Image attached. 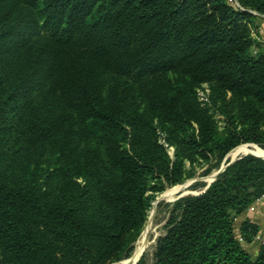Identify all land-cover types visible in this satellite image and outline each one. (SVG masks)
<instances>
[{
  "label": "trees",
  "instance_id": "16d2710c",
  "mask_svg": "<svg viewBox=\"0 0 264 264\" xmlns=\"http://www.w3.org/2000/svg\"><path fill=\"white\" fill-rule=\"evenodd\" d=\"M252 12L264 0H0V264L130 258L148 192L185 175L154 115L204 159L264 149ZM202 82L221 136L196 99ZM251 153L173 202L153 264H264V243L253 257L244 247L258 225L243 211L264 195Z\"/></svg>",
  "mask_w": 264,
  "mask_h": 264
},
{
  "label": "rangeland",
  "instance_id": "374dc122",
  "mask_svg": "<svg viewBox=\"0 0 264 264\" xmlns=\"http://www.w3.org/2000/svg\"><path fill=\"white\" fill-rule=\"evenodd\" d=\"M252 13L257 14L255 12ZM257 15L259 17L255 20L252 19L248 26L250 28V35L254 43V49L264 51V15ZM172 81L173 79L169 82ZM195 96L197 101L200 102L202 106H205L212 114L216 123V135L221 136L225 129V118L222 114H220L219 110L217 109V105L212 103L210 98L209 83L202 82L196 86ZM137 101L139 102V98ZM152 122L158 131V141L162 143L170 161L172 162L175 159L177 161L179 160V164L181 165V173L185 175L179 182L172 184L164 183V188L160 191H154V193L151 191L148 192V194H152L150 207L148 209L147 219L144 224L145 228L143 227V232H140V235L133 243V249L134 246L135 249L134 251L132 249L133 253L131 252L132 255L130 254V258H125L126 260L122 259L112 264H132L135 262L136 260L134 258L137 249L136 246H138L143 240H146L147 246L144 249L142 256H144L146 264H153V253L156 248L157 241L166 234L167 221L173 208V202L177 200L176 198L180 194L187 193L186 195H196L195 193L202 191L207 182L214 176L215 172L232 158L237 159L251 152L256 153L255 155L258 157L264 158V149H262L259 145L255 143H243L237 145L223 156L211 154L209 158L204 159L197 153H194L191 148L183 143L180 137L177 138L178 134H172V132L168 129V123L163 121L160 117L154 115V117H152ZM165 132L168 133L167 135L169 137H172L170 139L174 145L166 143ZM245 144L251 145H249V147H245ZM234 149H236L235 153H232ZM89 186L90 185H88V187ZM89 190L91 191V188ZM246 213L247 210H244L243 215Z\"/></svg>",
  "mask_w": 264,
  "mask_h": 264
},
{
  "label": "crops",
  "instance_id": "0c3cea01",
  "mask_svg": "<svg viewBox=\"0 0 264 264\" xmlns=\"http://www.w3.org/2000/svg\"><path fill=\"white\" fill-rule=\"evenodd\" d=\"M242 217H247L252 222L258 225V236L260 237V240H264V195L261 197L259 202L256 203L255 209L253 211L247 210V213ZM260 240L254 238L250 243L244 244V247L248 250L249 254L252 255V257L257 254L258 249L262 244V241Z\"/></svg>",
  "mask_w": 264,
  "mask_h": 264
},
{
  "label": "water",
  "instance_id": "95a60500",
  "mask_svg": "<svg viewBox=\"0 0 264 264\" xmlns=\"http://www.w3.org/2000/svg\"><path fill=\"white\" fill-rule=\"evenodd\" d=\"M246 145H251V144H246ZM250 154V153H249ZM234 160H236V158H232V159H230L228 162H226L223 166H221L216 172H215V174H214V177L210 180V181H208L207 182V184H206V186L204 187V189L202 190V191H200V192H198V193H195V194H200L201 192H203L205 189H207V187L211 184V182L212 181H214V179L216 178V176L221 172V171H223L224 170V168H226V166H228V165H230ZM187 193H182V194H180L176 199H178V198H180V197H182V196H184V195H186ZM143 253V252H142ZM142 253L140 254V256L138 257V259L135 261V262H133L132 264H136L139 260H140V258L142 257Z\"/></svg>",
  "mask_w": 264,
  "mask_h": 264
},
{
  "label": "bare ground",
  "instance_id": "6f19581e",
  "mask_svg": "<svg viewBox=\"0 0 264 264\" xmlns=\"http://www.w3.org/2000/svg\"><path fill=\"white\" fill-rule=\"evenodd\" d=\"M245 147H249L248 145H245ZM214 177V176H213ZM212 177V178H213ZM211 178V179H212ZM210 179V180H211ZM209 180V181H210ZM146 246H147V243H146V240H143L141 243H139V245L138 246H136L137 247V249H136V252H135V260H137L138 259V257L140 256V254L144 251V249L146 248Z\"/></svg>",
  "mask_w": 264,
  "mask_h": 264
},
{
  "label": "built area",
  "instance_id": "2783aa9c",
  "mask_svg": "<svg viewBox=\"0 0 264 264\" xmlns=\"http://www.w3.org/2000/svg\"><path fill=\"white\" fill-rule=\"evenodd\" d=\"M261 197H258L257 199H255V201L251 205H249V207L247 208V210L248 211H253L255 209L256 203L259 202V200L261 199ZM255 238L260 240V237L258 235H256ZM238 241L243 242V240H242L241 237H238ZM260 241H262V243H264V240H260Z\"/></svg>",
  "mask_w": 264,
  "mask_h": 264
}]
</instances>
